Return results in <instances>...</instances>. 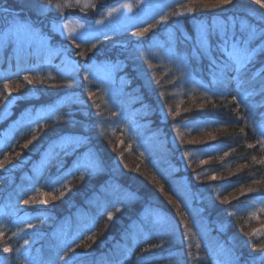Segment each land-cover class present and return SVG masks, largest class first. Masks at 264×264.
Wrapping results in <instances>:
<instances>
[{
    "label": "trees",
    "instance_id": "1",
    "mask_svg": "<svg viewBox=\"0 0 264 264\" xmlns=\"http://www.w3.org/2000/svg\"><path fill=\"white\" fill-rule=\"evenodd\" d=\"M1 2L8 16L29 9L40 18L16 0ZM220 3L172 0L89 38L41 25L50 47L0 49V264H264V232L252 235L264 229V89L255 91L264 82V23L250 13L264 15V0L204 8ZM218 21L223 35L210 30L201 45L194 23ZM171 31L173 60L152 43ZM236 43L246 52L242 75L229 54ZM221 71L226 82L216 90ZM24 115L32 124L9 134ZM47 157L45 184L23 190ZM87 157L97 169L55 184ZM170 167L187 177L191 203L164 173ZM150 211L166 224L148 223ZM55 228L71 232L54 247Z\"/></svg>",
    "mask_w": 264,
    "mask_h": 264
},
{
    "label": "rangeland",
    "instance_id": "2",
    "mask_svg": "<svg viewBox=\"0 0 264 264\" xmlns=\"http://www.w3.org/2000/svg\"><path fill=\"white\" fill-rule=\"evenodd\" d=\"M23 5H26L33 9V11L40 16V18H34V22H31L27 16L31 17V14L28 12L29 9H24L17 11V14H12L8 16L6 11H8V7L5 6V2L0 3V49L4 46L11 44L14 50L18 53H23L25 50H28L32 47L43 50L50 47L49 38L42 32L41 25H48L49 28L60 34L63 37H73V38H89L94 37L99 34L107 33L113 30L123 29L129 27L133 24L139 23L143 19L149 17L153 12L160 11L162 7H164L168 2L172 0H109L106 2L105 0H80V6L75 7H65L63 6L68 0H16ZM71 3H75V0H70ZM59 3L62 7L57 8L55 5ZM102 3L105 6L102 9L98 8V4ZM84 4H88L89 7L81 8ZM91 5H95V7H91ZM130 6V8L128 7ZM255 16L256 19L260 20L264 23V15L253 11L250 12ZM51 17L50 22L47 21V17ZM75 14H80L85 17L87 20H83L77 17ZM25 16V17H24ZM41 20L39 25L38 21ZM102 21V22H101ZM178 24L181 31L187 35L188 32L183 27L182 22ZM229 28L231 30L230 37L234 35V26L236 25L235 21H229ZM226 23L222 21L213 22L212 24L206 23H194V27L198 34V39L201 45L208 46V33L210 30H214L218 27L220 33L223 35ZM244 25L243 23L240 24ZM69 32H72L73 35L70 36ZM174 35V31L168 32L166 38H154L152 39V43L154 46L159 45L160 49L163 53V56L167 59H177L176 52L174 51V47L168 43L165 45L166 41L169 39L172 40ZM188 36V35H187ZM230 57L232 59H236L239 61L238 63V73L243 74L242 67H244V57L246 52L243 47L238 46V43L233 44L230 50ZM180 57V56H179ZM181 58V57H180ZM99 73L108 70L107 66H100ZM221 79L220 85L216 83V90H222L221 87L222 81L226 82V77L224 76V72H220ZM238 75H236V79ZM224 85V84H223ZM264 89V82L258 86L255 91L260 92V90ZM108 91L110 95L117 96L120 94V91H113L112 83L108 86ZM243 91V90H242ZM262 98H259L258 101H262ZM250 106V105H249ZM253 108V107H249ZM253 111V110H252ZM33 122V117L30 115H24L21 118L17 119L14 122L9 130V134H12L16 131H24L26 130ZM52 160L47 157V159L42 160L35 171L31 176L28 177L25 184L22 185L23 190H30L34 188L41 187L45 184L46 178L48 176V172L50 168L53 167ZM178 167H180L178 165ZM178 167H170L166 169L164 173L170 179L174 188L185 198L188 203L191 201L188 199L191 194V188L189 185V181L186 176L177 177L175 174L176 169ZM166 168V167H165ZM163 168V169H165ZM97 169V163L94 162L90 157L82 158L73 163V166L67 169L59 178L56 179L55 184H61L65 180H67L72 173L75 172H87ZM58 184V185H59ZM22 191L21 188H19ZM19 189L16 190L19 191ZM112 191V190H110ZM107 198H113V194L110 192L106 196ZM81 214V213H80ZM77 215V217L84 216L83 214ZM144 219L148 223L152 224H166V219L164 216L157 211H150L148 214H145ZM92 218H87L85 221L83 220V229L86 227V223ZM68 226V224H67ZM70 226V225H69ZM71 230H60L58 228L54 229L52 235L55 236V241L53 246L55 247L58 243L61 244L68 239ZM48 243V246L50 245ZM90 261V260H89ZM87 264H104L101 261H90Z\"/></svg>",
    "mask_w": 264,
    "mask_h": 264
},
{
    "label": "snow or ice",
    "instance_id": "3",
    "mask_svg": "<svg viewBox=\"0 0 264 264\" xmlns=\"http://www.w3.org/2000/svg\"><path fill=\"white\" fill-rule=\"evenodd\" d=\"M49 2H51V0H49ZM256 2L257 3H261V0H256ZM225 3H230V0H221V3L220 4L204 5V8L205 9L216 8V7L222 6ZM63 6H65V7L80 6V0H75V3H71L70 0H68V2H66ZM55 7L60 8V7H62V5L59 4V3H57L55 5ZM87 7H89V5L88 4H84L83 7L81 8V10H83V8H87ZM91 7H95V5H91ZM128 7L130 8V6H128ZM193 10L194 9L192 7H187V11L188 12H192ZM163 19H167V17H163ZM146 31H148V29H144V31H138V32L134 33V35L143 36L144 35V32H146ZM69 35L72 36L73 33L72 32H69ZM77 47H79V45H77ZM93 47H95V45H93ZM81 55H85V53L82 52ZM25 79L28 80V77H25ZM31 82H32L31 80H28V83H31ZM4 87H5V89L9 90V93H10V89H8V85L5 84ZM261 134L264 135V129H262ZM261 143H262V146H264V141H262ZM253 159H255V157H253ZM261 163H264V160H262ZM249 191H253V190L252 189H249ZM25 203H28V201H25ZM40 203H46V201L41 200ZM261 211H264V209H261ZM109 218H111V217H109ZM260 232H264V229L254 230L253 233H252V235H256V234H258ZM3 250L5 252L11 251V249L8 248V247H6V246L4 247Z\"/></svg>",
    "mask_w": 264,
    "mask_h": 264
},
{
    "label": "water",
    "instance_id": "4",
    "mask_svg": "<svg viewBox=\"0 0 264 264\" xmlns=\"http://www.w3.org/2000/svg\"><path fill=\"white\" fill-rule=\"evenodd\" d=\"M21 12V11H20ZM77 17H79V18H81V19H83V20H87L86 18H83V17H81L80 15H78V14H75ZM28 17V19L31 21V22H34V20L30 17V16H27ZM41 20L42 19H40L39 21H38V23H35L36 25H39V23L41 22Z\"/></svg>",
    "mask_w": 264,
    "mask_h": 264
},
{
    "label": "bare ground",
    "instance_id": "5",
    "mask_svg": "<svg viewBox=\"0 0 264 264\" xmlns=\"http://www.w3.org/2000/svg\"><path fill=\"white\" fill-rule=\"evenodd\" d=\"M107 2V1H106ZM108 2H109V0H108ZM99 5H102L103 7L105 6L104 4H102V3H99Z\"/></svg>",
    "mask_w": 264,
    "mask_h": 264
}]
</instances>
